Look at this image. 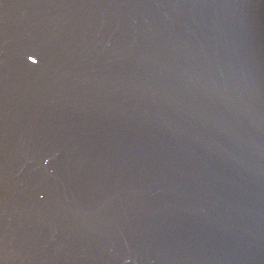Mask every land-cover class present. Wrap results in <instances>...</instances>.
<instances>
[{
	"label": "water",
	"instance_id": "water-1",
	"mask_svg": "<svg viewBox=\"0 0 264 264\" xmlns=\"http://www.w3.org/2000/svg\"><path fill=\"white\" fill-rule=\"evenodd\" d=\"M0 264H264V0H0Z\"/></svg>",
	"mask_w": 264,
	"mask_h": 264
},
{
	"label": "snow or ice",
	"instance_id": "snow-or-ice-1",
	"mask_svg": "<svg viewBox=\"0 0 264 264\" xmlns=\"http://www.w3.org/2000/svg\"><path fill=\"white\" fill-rule=\"evenodd\" d=\"M28 59L31 60L33 64L38 63L37 59L34 56H29Z\"/></svg>",
	"mask_w": 264,
	"mask_h": 264
}]
</instances>
